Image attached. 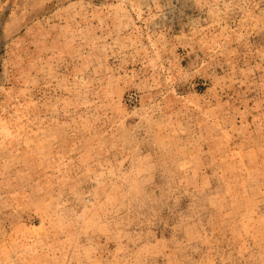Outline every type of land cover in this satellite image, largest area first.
<instances>
[{
  "label": "rangeland",
  "instance_id": "374dc122",
  "mask_svg": "<svg viewBox=\"0 0 264 264\" xmlns=\"http://www.w3.org/2000/svg\"><path fill=\"white\" fill-rule=\"evenodd\" d=\"M0 264H264V0H0Z\"/></svg>",
  "mask_w": 264,
  "mask_h": 264
}]
</instances>
